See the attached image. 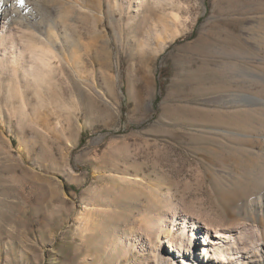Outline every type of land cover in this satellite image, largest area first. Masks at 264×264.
<instances>
[{"label": "rangeland", "instance_id": "1", "mask_svg": "<svg viewBox=\"0 0 264 264\" xmlns=\"http://www.w3.org/2000/svg\"><path fill=\"white\" fill-rule=\"evenodd\" d=\"M6 1L0 264H158L168 204L264 264V0Z\"/></svg>", "mask_w": 264, "mask_h": 264}, {"label": "bare ground", "instance_id": "2", "mask_svg": "<svg viewBox=\"0 0 264 264\" xmlns=\"http://www.w3.org/2000/svg\"><path fill=\"white\" fill-rule=\"evenodd\" d=\"M7 4L6 0H0V13L6 10L3 7H6ZM140 4L148 6V0H140ZM120 10L124 13L123 8ZM3 16L5 19L6 15ZM48 43L50 46H48L47 51H44L41 46H32L31 60H34V64L38 63L44 66L46 59L48 60L52 56V47L54 48L56 43V34L52 31V28L49 30ZM172 208L175 210L174 207ZM172 208L169 204L166 205L162 217L154 220L155 227L152 224L153 227L147 226L146 229L151 234L156 231V235L158 234L157 243L163 246L166 253H168V257L157 256L158 264H234L235 259L246 260L247 255L257 249L258 243L251 241L248 246H244L243 239L246 238L245 225L213 227L202 222L200 218L201 221L191 215L174 213ZM165 223H168L170 229L168 228L165 231L164 238L161 239L159 235ZM193 236L196 237L192 243ZM199 236L204 238L200 244L202 245V253L197 256L192 253V245L196 246L197 237ZM175 253L180 258V263L176 260Z\"/></svg>", "mask_w": 264, "mask_h": 264}, {"label": "trees", "instance_id": "3", "mask_svg": "<svg viewBox=\"0 0 264 264\" xmlns=\"http://www.w3.org/2000/svg\"><path fill=\"white\" fill-rule=\"evenodd\" d=\"M156 101H158V99Z\"/></svg>", "mask_w": 264, "mask_h": 264}]
</instances>
